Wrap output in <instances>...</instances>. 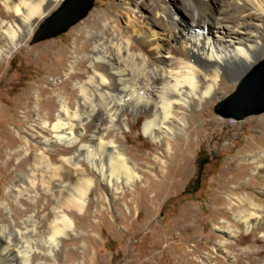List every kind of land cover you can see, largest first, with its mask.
<instances>
[{
    "label": "rangeland",
    "instance_id": "obj_1",
    "mask_svg": "<svg viewBox=\"0 0 264 264\" xmlns=\"http://www.w3.org/2000/svg\"><path fill=\"white\" fill-rule=\"evenodd\" d=\"M69 1L65 0L53 8L47 19L32 33L20 38L18 46L13 51L8 54L0 52V138L8 134V141L17 140V144L14 143L10 149L8 148L5 158L0 160V232L5 226L11 227L13 247L21 246L22 239L16 235V229L20 227L28 237L36 236L32 241L35 249L32 253V264H126L133 258H138L142 264H264L263 235L257 231L245 233L241 224L234 218V214L230 212L228 214L229 206L222 201L219 189L221 184L229 190L250 184L251 187L248 188L250 192L264 193V190H260L263 183L248 168H238L227 177L224 172L228 163L238 158L249 142L254 144L258 139L264 142V133L260 134L257 127L263 123L259 119L264 116V110L258 113L251 112L240 118L241 111L220 106L236 90L239 81L235 84L229 82L231 88L223 91L221 99L210 100L202 105L201 109L205 108L203 111L198 109L199 111L192 112L190 117L194 127L192 133L190 135L187 133L179 140L175 139L178 143L176 155L174 159L165 158L167 164L161 167L154 158L161 156L167 143L164 141V144L159 146L143 134V117L127 112L126 126L118 130L107 129L108 133H105L103 141L119 140L118 143L126 157L135 165V172L141 177L139 181H131L129 184L119 182L117 191H110L105 179L96 169L100 162V157L96 156V143L93 141L85 144V147L76 150L74 148L75 159L80 160L79 162L84 167L87 166L86 168L97 177L98 185L95 190L94 188L91 190L84 212L77 213L78 211L72 207L68 208L70 204L67 205L64 197L68 201L67 192L77 189L81 179L76 180L79 176L71 178L70 183L65 184L64 188L56 181L57 174H61L60 177L64 176L61 169L57 170L62 155L52 159L48 155L51 150L57 152L62 149L60 144L55 143L50 132L56 122L54 116L58 113L57 85L71 72L75 58L78 59L77 62L82 61L81 68L79 67L82 72L89 68L86 58L90 55L94 42L102 39L98 44L103 47L105 45L107 50L113 49L111 40L107 37L111 36V33L107 31L105 25L114 23L117 19L123 23L125 16L120 11L117 13L118 18L115 19L110 17V10L123 3L133 7L144 4L146 6L141 10L147 13L150 20L156 21L154 13L160 0H92V6L86 13L65 30L41 38L46 33V28H52L50 24L58 22L56 17L59 14L63 15V20L70 14L73 5ZM168 1L170 10L174 11L175 20L180 22L182 15L185 20H190L191 9L186 3L180 0ZM0 10H3V14L9 20L10 16L1 3ZM123 30L119 29L121 33ZM7 41V38H2L0 48H7ZM85 45L81 51L77 50ZM64 50L66 55L61 57ZM263 59L264 56L261 60ZM69 87L72 89L70 83ZM40 89L49 92L36 98L40 94ZM47 98L55 102L51 117L47 109L40 104ZM29 100L31 105L28 106ZM216 110H221L226 115L217 113ZM104 111L99 107L98 115L106 118L108 113ZM41 117L43 120L39 119ZM214 119L218 120L216 125L213 124ZM250 119L252 122L246 123ZM41 121L49 125L47 124L45 128L38 127L41 126ZM28 134L37 136V141L53 137L52 146L49 145L46 149L48 161L35 155L40 147L35 141L27 138L28 143L24 142L23 138ZM189 136L192 141L197 142L193 149L191 146L187 147ZM26 147L28 149H25ZM86 147H91L89 150H92L89 157ZM186 147L191 150L187 151ZM187 153L189 161L184 165ZM107 158V153L101 155L105 167ZM198 158H206V162L202 168L199 186L194 190ZM90 161H93L94 165L90 164ZM34 166H37L35 171ZM156 169L159 171L156 172ZM149 170H152L153 181L158 182V185L148 186L150 179L147 176L145 179V173ZM182 172L184 177H181ZM163 182L167 184H165L167 188L163 187ZM32 183L35 189L30 188ZM46 187H51V192H46ZM147 187L150 190L146 195ZM157 193L161 194L159 199L151 204L149 199ZM224 197L228 200L229 195L225 194ZM59 206L63 209L60 210ZM54 209L61 211L58 216L68 214L75 222V232L66 229L58 234L59 247L51 245L52 242L49 240L56 217ZM239 210L241 207L237 208V211ZM29 217L40 222L39 233L35 235L31 232L34 223H29L30 220H27ZM225 221L231 224L234 231L232 237H226L219 229ZM5 232L0 233V236H8L7 231ZM50 249L54 252L48 253ZM1 261L0 254V264ZM18 262L20 263L19 260L14 261L15 264H19Z\"/></svg>",
    "mask_w": 264,
    "mask_h": 264
},
{
    "label": "bare ground",
    "instance_id": "obj_2",
    "mask_svg": "<svg viewBox=\"0 0 264 264\" xmlns=\"http://www.w3.org/2000/svg\"><path fill=\"white\" fill-rule=\"evenodd\" d=\"M64 1L0 0L10 16L8 20L3 14V10H0V41L2 38L8 39V47L0 48V52L8 54L13 51L18 46L20 38L32 33L38 25L47 19L52 9ZM70 1L73 6L70 8V14L66 16V19L80 12L84 7L81 3L84 0ZM180 1L186 3L191 9L190 20H185L182 13L180 14V16L182 15L181 21L175 20L173 18L174 11L170 10L168 0H160L159 5H157V10L154 13L156 21L150 20L147 13L141 10L142 7L146 6L144 4L135 7L126 3L119 4L115 8L112 6L113 9L109 13L110 17L118 18L117 13L120 11L125 16L123 23H120L121 20L119 21V19L111 24L106 22L105 28L111 33V36L107 37L111 40L113 49L108 48L109 50H107L105 45L103 47L98 44L100 40L102 41L98 38L99 41L94 42L93 49L86 58L89 68L82 72L80 70L82 61L77 62L78 59L75 58L71 72L57 85V91H59L57 95L58 104L56 103L58 113L54 116L55 124L49 130L54 136L55 143L60 144L62 149L57 152L51 150L48 155L51 159L62 155L61 164L59 167L57 166V170L61 169L64 176L60 177L61 174H57L56 171V176H58L56 181L64 188H66L65 184L70 183L71 178L79 176V178L76 177V180L81 179V182H76L80 184V186H76L77 189H72V192H69V189L68 192L66 191L68 201L63 196L65 202H68L67 205L70 204L68 208L69 206L72 207L78 211L77 213L84 212L86 203L90 198L89 194L93 188L95 190L97 187L98 180L86 168V165L84 167L79 162L80 160L75 159L74 148L76 150V148L85 147V144L93 141L96 143V156L100 157L96 169L99 175L105 179L111 192L119 189L118 185L121 181L125 184H129L131 181H139L141 177L135 172V165L126 157L127 155L118 143L119 140L103 141L105 133H108L107 129L118 130L126 126L127 112L143 117V134L159 146L163 145L164 141L167 143V147L160 154L161 156L154 158L160 167L166 165L165 158L174 159L176 155L178 143L175 139L179 140L180 137H185L187 133L190 135L194 129L193 123L190 121L192 112L199 111L198 109H201V106L210 100L221 99L224 92L231 88L228 83L235 84L240 81L242 76L260 62L264 56V0ZM182 27L183 29H179ZM120 28L124 29V33L119 31ZM85 47L86 45L77 50L81 51ZM65 55L66 51L64 50L61 57ZM69 83L72 89L69 87ZM47 92L49 91L46 89H40V94L36 98L44 96ZM50 99L47 98V100L40 102L44 109H47L49 117L53 116L52 109L55 106V102ZM30 102L31 100H29L28 106ZM99 107L105 110L104 113H108V115L105 114L106 118L98 115ZM39 119L43 120L42 117ZM259 121L263 123L257 126L258 132L263 134L264 116ZM251 122V119L246 121V123ZM41 123V126L38 127L45 128L49 125L44 121ZM217 123L218 120L213 124L216 125ZM39 136L42 137L40 134ZM36 137L28 134L23 140L25 143H28V139L35 141L40 146L35 155L48 161L46 149L49 145L52 146L53 137L51 139L46 137L40 141H37ZM8 138V134H5L2 139L0 138V160L5 158L8 148L10 149L14 143L17 144V140L13 139L10 142ZM187 139V147L191 146L193 149L197 146V142L192 141L190 136ZM89 148L86 147L88 157L90 152L92 153ZM190 150L187 148V151ZM104 153H107L108 156L106 167L101 159V155ZM188 161L189 153L184 158V165ZM90 164L94 165L93 161H90ZM9 165L10 163L7 164V166ZM37 166H34V171ZM238 168H248L253 172L263 183L260 190H264L263 140L258 139L254 144L249 142L245 151L238 158L228 163L224 170L225 176L235 173ZM158 171L156 169V172ZM51 174L53 176V172ZM151 174L152 170L145 173V179H147L146 176L150 179L149 187L158 185V182L153 181ZM36 177L38 176L36 175ZM181 177H184V172H182ZM34 183L36 182L34 181ZM34 183L30 184L31 189L34 188ZM165 184V182L162 183L163 187H166L167 184ZM149 187L145 189L146 195L150 190ZM249 187H251L250 184L245 187L236 186L229 190L221 184L219 188L222 195L221 199L229 206L228 214L229 212L234 214V218L241 224L246 234H249L250 231H257L264 237V193L250 192ZM45 189L46 192H51V187ZM63 194L65 195V193ZM225 194L229 195L228 200H225ZM160 195L157 193L152 196L149 202L154 203ZM238 207H241V210L237 211ZM61 208L59 209L61 210ZM56 210L54 209L56 217L49 240L52 242L51 245L59 247L58 234L66 229L74 231L75 222L68 214L58 216L61 211ZM27 220H30L29 223H34V227L30 231L35 235L38 232L40 222L33 217H29ZM20 229H16V235L22 239L20 247H17L15 243V246H12L11 235L13 230L11 227L5 226L0 232L6 233L5 231H7L8 233V236H0L1 264H15V260H19V264H32V253L35 250L32 241L36 236L30 238ZM219 229L226 237L234 235L229 221H225ZM43 237L41 236V238ZM47 252L54 251L50 249ZM138 260V258H133L126 264H142Z\"/></svg>",
    "mask_w": 264,
    "mask_h": 264
},
{
    "label": "water",
    "instance_id": "obj_3",
    "mask_svg": "<svg viewBox=\"0 0 264 264\" xmlns=\"http://www.w3.org/2000/svg\"><path fill=\"white\" fill-rule=\"evenodd\" d=\"M81 3L82 6H84L83 9H81V11L77 12L75 15L67 17V19L63 20V15L59 14L56 17L58 22L55 24H50L52 28H46L47 34L45 33L43 36H41V38L49 37L65 30L69 25L83 16L92 6V0H87ZM222 104L220 106H224L226 109L229 108L230 110L241 111L242 113L239 114L240 118L251 114V112L258 113L264 110V59L255 64L248 72H246V74H244V76L240 79L236 90L231 93ZM216 111L217 113L226 115L221 110ZM205 162L206 158H198L197 160L198 173L194 180V190H196L199 186L200 176Z\"/></svg>",
    "mask_w": 264,
    "mask_h": 264
}]
</instances>
